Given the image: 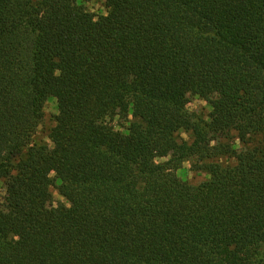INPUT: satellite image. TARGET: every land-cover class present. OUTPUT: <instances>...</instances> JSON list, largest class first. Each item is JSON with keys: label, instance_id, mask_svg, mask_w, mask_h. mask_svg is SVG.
I'll use <instances>...</instances> for the list:
<instances>
[{"label": "trees", "instance_id": "trees-1", "mask_svg": "<svg viewBox=\"0 0 264 264\" xmlns=\"http://www.w3.org/2000/svg\"><path fill=\"white\" fill-rule=\"evenodd\" d=\"M103 1L0 0V264H264V0Z\"/></svg>", "mask_w": 264, "mask_h": 264}, {"label": "rangeland", "instance_id": "rangeland-1", "mask_svg": "<svg viewBox=\"0 0 264 264\" xmlns=\"http://www.w3.org/2000/svg\"><path fill=\"white\" fill-rule=\"evenodd\" d=\"M104 1L103 0H81V3L85 6V8L92 12L95 15L99 14H104L105 13V7H104ZM189 101L187 104H190L194 101L195 96L189 95ZM188 110V109H187ZM43 116L40 125L37 128L36 134L34 136V140L37 141L38 143L40 142H48V132L49 129L53 126L54 124V116L57 113V106H56V101L53 97H49L43 104ZM189 112H192L194 114H197L200 117H206L209 111L205 109L202 105H199L197 103L196 107L192 108L191 110H188ZM189 166L187 168V172L192 173L191 176L186 177L189 182L193 184H198L204 179L200 174L205 173L197 169V165L201 164V162L196 158L193 157L189 160ZM184 165L182 164L181 168H183ZM199 181V182H197ZM4 187L2 182H0V199L4 195ZM52 194H53V200L57 202L58 200L62 201V198L58 195L57 191L55 189H51Z\"/></svg>", "mask_w": 264, "mask_h": 264}, {"label": "clouds", "instance_id": "clouds-1", "mask_svg": "<svg viewBox=\"0 0 264 264\" xmlns=\"http://www.w3.org/2000/svg\"><path fill=\"white\" fill-rule=\"evenodd\" d=\"M76 2H77V4H79V3H81V0H76ZM104 15H107V12H105ZM93 19L95 20V18H93ZM57 74H58V73H57ZM217 95H218V94L213 93V96H217ZM212 98H213V97H211V96L209 97V99H212ZM197 103H199V105H202V106H203L205 109H207L208 111H211V110H212V106H211L210 104H208L204 99L199 98L198 95L195 97V99H194V101H193L192 103H190V104H186L185 107H186L188 110H191L192 108L196 107ZM129 112H131V109H129ZM117 118H118V117H113V121H115V119H117ZM105 119H107V117H106ZM205 119H207V117H205ZM232 134H233L234 137H236V133H235V131H233ZM180 135H181L185 140L188 139V136H187L183 131L180 132ZM209 143H210V145H214V144H215V141H210ZM232 147H233L234 149H237V150H239V149L242 147L241 144H240V141H239V138H238V137H236V138L234 139L233 144H232ZM167 158H168L167 156H164V157H154V158H153V162L158 164V163H160L161 161L166 160ZM220 159L223 160V162H224L225 164H228V163H231L232 165H235V164H236V161H235L234 158H233L231 161H228V160H226V159H224V158H220ZM183 165H184L183 168L177 170V175L180 176L181 179H184V178H186V177L192 175V173L187 172V168H188V166H189V162H188L187 160H185V161L183 162ZM200 175H201L202 178L205 179V180L210 179V176H209L208 174H206V173H202V174H200ZM197 182H199V181H197ZM0 194H2V193H0ZM65 205L70 207V204H69L67 201H65ZM16 238L18 239V237H16Z\"/></svg>", "mask_w": 264, "mask_h": 264}]
</instances>
